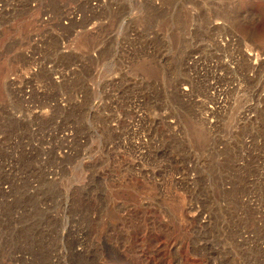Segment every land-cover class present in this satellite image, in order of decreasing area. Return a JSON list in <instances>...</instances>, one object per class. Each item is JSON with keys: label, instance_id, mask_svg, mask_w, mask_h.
<instances>
[{"label": "rangeland", "instance_id": "1", "mask_svg": "<svg viewBox=\"0 0 264 264\" xmlns=\"http://www.w3.org/2000/svg\"><path fill=\"white\" fill-rule=\"evenodd\" d=\"M0 264H264V0H0Z\"/></svg>", "mask_w": 264, "mask_h": 264}, {"label": "bare ground", "instance_id": "2", "mask_svg": "<svg viewBox=\"0 0 264 264\" xmlns=\"http://www.w3.org/2000/svg\"><path fill=\"white\" fill-rule=\"evenodd\" d=\"M110 252L113 254L114 253V251L113 250H110ZM128 263H131V261H129Z\"/></svg>", "mask_w": 264, "mask_h": 264}]
</instances>
